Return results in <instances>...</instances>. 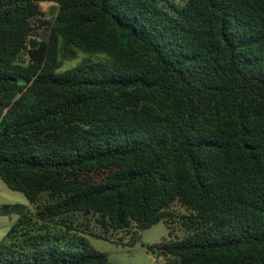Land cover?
<instances>
[{
	"label": "trees",
	"instance_id": "1",
	"mask_svg": "<svg viewBox=\"0 0 264 264\" xmlns=\"http://www.w3.org/2000/svg\"><path fill=\"white\" fill-rule=\"evenodd\" d=\"M0 178L36 209L9 237L83 234L0 264H112L88 236L162 221L160 264H264V0H0Z\"/></svg>",
	"mask_w": 264,
	"mask_h": 264
},
{
	"label": "rangeland",
	"instance_id": "2",
	"mask_svg": "<svg viewBox=\"0 0 264 264\" xmlns=\"http://www.w3.org/2000/svg\"><path fill=\"white\" fill-rule=\"evenodd\" d=\"M43 11L46 13L47 18H50L54 13V8L52 4L45 3L43 4ZM39 33H41V31ZM83 58L84 54L80 53L77 60L66 63L64 68L67 69L76 65ZM7 204L24 205L28 210H31V212L33 213L32 217L34 220H36V217L34 216L36 213V209L33 205L30 204L26 196L23 193L15 192L9 189L0 178V208ZM19 219L20 216L18 214H12L8 216L0 214V245L4 242H6L7 244L16 243L24 246L23 248H21V246H19L18 248L16 247V249L25 250H36L38 248H44L48 246H61L64 249H67L69 239L64 235H73L74 233L83 235L82 233L76 232L75 230L68 231L67 228L55 225L54 223H47V225L44 224V226H42V222H38L36 225H32L36 230L31 234H33L34 236L39 235L40 239L38 241H43V245H37L35 247L31 245L28 246L24 243L23 236V234L26 233L28 229L20 230L14 233L13 236H15L16 239L8 236L10 234V231L12 230V227L18 222ZM40 227H42L41 230L39 229ZM176 230L179 236H183L182 230H180V228H176ZM87 238L89 239L92 247L95 250L108 255L112 264H160V262L157 261L155 255L152 254L148 247L157 245L165 239H169L170 230L167 224L162 221L152 228L142 232L141 239L134 246L116 244L92 236H88Z\"/></svg>",
	"mask_w": 264,
	"mask_h": 264
}]
</instances>
